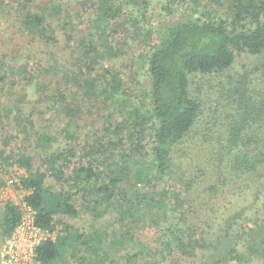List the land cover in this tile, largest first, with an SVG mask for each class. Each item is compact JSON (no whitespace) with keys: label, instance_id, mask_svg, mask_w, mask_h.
<instances>
[{"label":"trees","instance_id":"16d2710c","mask_svg":"<svg viewBox=\"0 0 264 264\" xmlns=\"http://www.w3.org/2000/svg\"><path fill=\"white\" fill-rule=\"evenodd\" d=\"M77 1L73 8L66 0H0V14L21 25L22 36L31 49L33 44L39 46L35 51L52 54L58 50V31L73 25L74 18L83 22L84 28L80 32L75 29L69 35L73 41L64 42L65 50L80 40L84 50L79 57L72 54L59 57L62 74L57 80L55 66L45 67L43 58L33 63L30 58L20 62L18 50H13L12 56L0 53V159L4 166L16 161L29 170L30 176L22 181L25 189L32 190L27 200L37 210V223L53 229L55 213L79 214L73 201L76 192L66 195L62 190L56 194L46 185L47 176H54L81 190L87 207L94 195L95 207L104 203L109 208L115 207L123 213L119 220H128L126 228L131 229L139 221L159 228L156 243L128 250L121 257V264L264 261V198L247 200L249 191L264 180V0H227V16L195 11L150 31L152 43L147 65L151 109L147 117L137 108V125L132 124L135 133L132 131L128 136L129 149L124 143L126 137L121 134L116 141L109 138L108 142L87 143L79 151L75 146L50 150L55 137L36 130L37 111H29L28 102L16 98L20 82L30 80L33 72H40V79L34 81L40 92L39 100L49 98V107L57 105L70 117L69 125L80 107L67 102L68 91L76 95L97 81L95 90L98 88L104 94L110 86L106 100L115 99L122 78L108 66L101 71L105 52L109 56L116 54L107 44L114 34L120 42L140 29V20L147 15L151 3V0H89V4L86 0ZM184 1L170 0L163 10L174 15ZM38 2L57 7L59 13L51 15ZM90 29H99L100 37H106L105 50L99 42L86 37L85 31ZM241 52L260 57L262 86L252 82L250 76L232 79L221 92L224 107L227 106L226 121L221 128L213 123L214 115L203 118L197 125L204 114L206 99L201 89H193L192 76L220 77L232 68L236 53ZM33 58H37V52ZM147 120L148 127H144ZM197 126L204 128L199 143L192 136ZM33 130L39 135L37 147L44 151L42 165L36 163L28 146ZM116 130L123 131L119 125ZM110 144L120 146V151H111ZM78 154L82 162L71 166ZM140 157L147 159L148 173L145 181L137 173L135 185L129 188L124 182L130 177V165ZM66 170H70L68 176ZM148 183L152 185L150 188ZM1 208L0 240L4 242L14 231L21 213L12 201ZM66 228L70 230L69 225ZM127 238L126 234L123 241ZM70 240L68 232L55 241L43 242L38 248L39 264L60 262ZM95 241L92 240V246ZM108 252L111 253L97 249L86 264L105 263L111 258Z\"/></svg>","mask_w":264,"mask_h":264},{"label":"rangeland","instance_id":"374dc122","mask_svg":"<svg viewBox=\"0 0 264 264\" xmlns=\"http://www.w3.org/2000/svg\"><path fill=\"white\" fill-rule=\"evenodd\" d=\"M66 1L73 8L79 3L77 0ZM169 1L170 0H151L150 7L146 10L147 15L143 16V18H141L142 20H140V29L137 31L134 30L130 36L128 35L126 39L120 42L116 39L115 34L112 35L114 38H110L107 45L113 47V52L116 54L109 56V54L105 52L106 56L103 60L101 71H105V66H108L120 73L122 84L119 95L116 94L115 99L106 100L107 96L111 93V90H109L110 86L106 87L107 90L104 94H102L101 90L98 88L95 90L97 81H95L93 85H88L85 90H80L76 95H74L71 90L68 91L69 95L67 96V102H72L75 107H77L76 105L78 104L80 107L79 111L74 112L72 115L73 124L69 125L70 117L64 114L62 109L57 105L49 107V104H47L49 98H42L39 100L40 92L37 90L34 81L40 79V72H33L30 80L26 78L20 82L18 86L20 90L16 91V98L28 102L26 107L29 111H37L36 113L38 115L35 116L37 128L35 129L39 130L41 134L49 132L51 136L55 137L50 150L58 148L63 150L75 146L79 151L84 144L89 143L93 145L97 141L108 142L107 140L109 138L116 141L118 137L120 138L121 134L122 137H126L124 138L126 148L129 149V147H131V141L128 136L132 131L135 133L134 125H137L135 124L137 108H140L142 110L141 114L144 113L147 117L149 116L148 111L151 109L148 94L150 79L147 65L148 49L151 45L150 41L152 43L149 37L150 31H157L171 19L173 20V18L190 15L195 11L199 14H204L206 12H213L214 15L218 14L221 16H227L228 14L227 0H196L199 2L197 4H195L193 0H186L179 3L174 15H168V13L163 10V6ZM86 3L89 4L90 1L86 0ZM37 5L47 9L51 15L59 13L58 8L55 6H46L41 2H38ZM74 19L73 25L69 24L64 30L58 31L60 48L52 52V54H47L43 51H35L34 48L39 46L34 44L32 45V50L27 39L22 36L23 30L21 25L13 21L8 15L1 13L0 53L7 52L12 56L15 54L13 50H18L17 52L20 53V62H24L27 58H30L33 63L37 59L43 58V65L45 67H48L50 64L55 66L54 68H56L57 72L54 79L57 80L62 74V68L58 62L59 57L62 56V58H65L68 54L79 57L84 50L80 40L77 43L74 41L72 44L74 46L67 47L68 49L65 50L62 49L65 47L64 42H67V39L68 41H73V38H69V35H71L75 29H78L76 32H80V30L84 29L82 26L83 22L79 21L78 18ZM99 31V29L97 31L94 29L86 30V37L90 38L92 41L99 42L102 49L105 50L106 43L104 39H106V37H100ZM155 36H158V33H156ZM35 52H37V58L32 59ZM46 52L48 51L46 50ZM30 53H33V55ZM119 53L122 55L116 57ZM260 64L261 60L259 56L241 52L236 53L235 63L232 68L220 77H215L213 75L205 76L202 74L193 75V89H201L204 99H206L204 114L197 125L203 122V118L207 119L210 115H214L213 123L217 124L220 129L222 126L221 124L226 121L225 110L227 107H224L225 100L221 97V92H224V89L228 87V83L232 81V79L240 78L242 75L244 77L250 76L252 82L259 83L262 86V77L259 72ZM93 77V75H90V78ZM75 90H77V88ZM132 124L134 125L132 126ZM148 124L147 120V123H144L143 126L148 127L146 126ZM117 125H119L123 131H117ZM203 129L204 128L198 126L193 129V141L195 140L198 143L201 141H199L198 138H202ZM36 130L30 131V145L28 146L32 154L36 157V163L42 165V160L45 156L42 148L37 147L36 143L39 139V135ZM147 137L149 136L147 135ZM109 148L114 152L120 151V146L116 144H110ZM81 159V154H78L73 158L71 166L81 163ZM84 160V162H86L85 158ZM146 160L140 157L136 162L133 160L131 163L130 177L124 182L125 184L127 183L129 188L135 185V176L139 172L140 177L142 179L144 178L143 181H145V176L148 173V161ZM65 174L68 176L70 170H66ZM29 176V170L24 166H20L18 162L12 161L9 166H4L0 159V210L6 202L13 201L14 199L20 201L23 197L26 198L27 195L32 193V190H26L23 187L22 180ZM102 176L105 177V174H102ZM10 179H15L16 181L12 183L11 186L8 184ZM64 181H58L54 176H47L46 179V185L50 186L51 190L56 192V194L62 190L66 195L71 192H76L73 201L79 211L78 215L64 213L54 214L53 223L56 232V240L66 235L68 232L71 238L68 245L69 247L63 252V259L57 264H86L97 249L111 251V253L108 252L111 258H108L106 262L102 264H121V257L126 254L128 250L133 251L147 244H154L157 242L156 239L159 228L156 225L146 221H139L138 224H133L131 229H129L128 226L126 228L125 225L128 220H119V217L123 215V213L120 214L115 207L109 208L105 203L97 204L98 206L95 207V195L92 196V202L87 207L82 198L83 192L70 186L71 183L67 180ZM151 186L152 185L149 184L147 187L150 188ZM249 192L248 201H251L254 197L262 196L264 198V180H261L260 183L257 182L256 189H252ZM46 203H48V200H46ZM241 208L243 207H239L238 209ZM67 225L70 226V230L66 228ZM126 234L129 235V238L123 241V237H125ZM94 239H96V241L92 246V240ZM4 243L5 241L3 242L0 240V259ZM111 260L115 262H111ZM243 264H264V261L253 260Z\"/></svg>","mask_w":264,"mask_h":264},{"label":"built area","instance_id":"2783aa9c","mask_svg":"<svg viewBox=\"0 0 264 264\" xmlns=\"http://www.w3.org/2000/svg\"><path fill=\"white\" fill-rule=\"evenodd\" d=\"M14 182L15 179H10L8 184L11 186ZM12 202L19 208L21 216L3 245L0 264H39V246L47 240L55 241L56 232L54 228H46L37 223V210L27 197Z\"/></svg>","mask_w":264,"mask_h":264}]
</instances>
